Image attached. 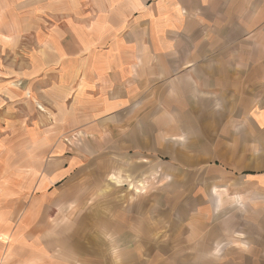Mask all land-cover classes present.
Wrapping results in <instances>:
<instances>
[{"label": "crops", "instance_id": "crops-1", "mask_svg": "<svg viewBox=\"0 0 264 264\" xmlns=\"http://www.w3.org/2000/svg\"><path fill=\"white\" fill-rule=\"evenodd\" d=\"M91 3V13L81 8L71 16L74 42H65L64 33L52 40L51 34L52 57L34 65L29 80L34 100L58 114L57 129L78 131L97 149L107 147L109 160L128 162L131 173L139 170L135 174L148 171V162L158 157L165 168L211 162L217 132L226 138L228 131L257 132L249 133L252 143L248 134L237 139L256 150L264 130V0ZM197 132L204 141L184 154L185 141ZM217 143L226 149V139ZM217 157L208 165L220 166L225 159ZM79 162L89 160L71 157L70 166L41 188L66 179ZM171 166L177 171L166 175L174 178L179 171ZM161 172L155 170L154 177ZM191 174L200 179L207 172ZM221 174L238 177L228 169ZM238 175L254 180L264 167ZM260 188L252 193L259 195ZM192 193L201 194L198 188ZM165 194L156 186L150 197L141 193L135 202L109 204L105 219H93L91 245L84 244L83 218L66 225V234L55 241L50 220L35 213L40 204L25 205L27 214L16 224L14 214L0 213V264H212L207 259L217 257L229 261L221 264H264V219H246L249 247L228 250L221 246L227 240L213 233L217 226L204 222V204H190L186 221L184 208L163 203ZM218 195L224 209L228 191ZM254 198L250 210L264 211ZM226 232L220 225L219 237ZM53 243L62 250L53 251Z\"/></svg>", "mask_w": 264, "mask_h": 264}, {"label": "rangeland", "instance_id": "rangeland-1", "mask_svg": "<svg viewBox=\"0 0 264 264\" xmlns=\"http://www.w3.org/2000/svg\"><path fill=\"white\" fill-rule=\"evenodd\" d=\"M91 1L0 0V213L14 214L11 220L16 224L27 214L25 205L40 204L41 209L35 213L39 219L50 220L51 238L55 241L66 234L63 231L66 225L83 218L84 244L91 245L93 219H105L109 204L114 201L135 202L134 198L141 193L150 197L152 190L161 186L166 193L164 204L169 202L173 208L178 205L177 209H185L180 210L182 219L189 221L186 210L190 209V204H204V222L217 226V232L213 233L217 238L227 240L221 246L228 250L248 248L246 237L251 233L245 231H251V228L243 223L246 219H264V211L250 210L252 196H255L257 207H264V188L257 190L259 195L252 193L255 187H264L260 179L264 175L250 180L238 172L264 167V130L259 131L260 142L254 152L248 151L246 139L244 144L237 139L248 134L247 142L252 143L249 133L257 132L228 131L227 138L225 132H217L212 137L211 162L172 163L179 171V175L172 178L169 176L177 169L171 165L165 168L161 161L164 159L158 157L148 162V171L135 174L139 170L131 169V173L128 162H114L113 157L109 160L107 147L97 149L80 132L57 129L61 125L57 120L58 114L47 103L44 105L43 101L34 100L29 80L34 73V65L40 66L45 59L52 57L53 51L49 50L51 34L52 40L64 33L67 34L65 42H74L71 32L75 20L71 16L81 8L91 13ZM199 133L185 141L184 154L191 155L193 148L189 146L204 141L199 139ZM224 139L227 141L226 149L217 143ZM203 148L207 150V146ZM219 153L225 160L218 167L209 166ZM75 155H83L89 162L75 164L73 174L66 179L58 184L54 182L46 189L41 188L49 176L53 177L69 167V159ZM204 159L207 160V156ZM250 161L257 164L252 165ZM224 169L236 172L238 177L229 174L224 177L221 174ZM155 170L162 171L158 179L153 175ZM195 170L207 172V175L202 174V178L196 179L191 174ZM196 188L201 194L192 193ZM225 190L229 195L224 204H228L220 209L218 193H225ZM211 191L217 195H212ZM17 206L19 210L15 211ZM220 225L227 230L221 237L218 233ZM71 239L69 237V241ZM52 245L53 251L62 250V244ZM68 247L70 251V245ZM210 261L212 264L229 262L218 257L207 259Z\"/></svg>", "mask_w": 264, "mask_h": 264}]
</instances>
